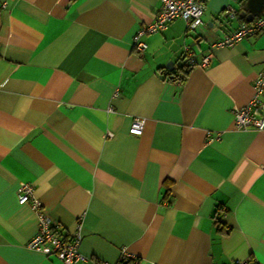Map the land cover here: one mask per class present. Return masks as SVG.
Returning a JSON list of instances; mask_svg holds the SVG:
<instances>
[{"label": "crops", "instance_id": "1", "mask_svg": "<svg viewBox=\"0 0 264 264\" xmlns=\"http://www.w3.org/2000/svg\"><path fill=\"white\" fill-rule=\"evenodd\" d=\"M245 2L205 0L137 53L160 0H0V264H63L32 244L41 214L74 264H264V128L234 125L264 29L212 46Z\"/></svg>", "mask_w": 264, "mask_h": 264}, {"label": "built area", "instance_id": "2", "mask_svg": "<svg viewBox=\"0 0 264 264\" xmlns=\"http://www.w3.org/2000/svg\"><path fill=\"white\" fill-rule=\"evenodd\" d=\"M205 0H160L161 6L155 18L149 24L141 27L134 35L132 48L135 52H142L146 44L140 37L145 34H153L163 31L168 24L175 18L185 20L187 27L194 29L202 24V11ZM230 9H225L229 12ZM264 29V13L255 17L248 24H241L232 33L224 36L222 39L215 41L212 46L223 47L231 46L236 42L255 33H259ZM208 57L202 59V63L206 64ZM234 125L236 129L254 128L260 130L264 128V68L260 70L253 82V95L251 99L242 107L234 110ZM143 128V120L135 118L129 127V133L140 135ZM31 185L28 183H20V194L18 195L19 203H25L31 196ZM35 205H38L36 199H33ZM39 219V232L34 237L32 244L38 246L43 241L51 242L57 250V256L63 261V264H74L85 257L79 250V238L73 239L71 242L63 243L53 229L54 223L51 219L41 214ZM128 255L123 254L119 262H126ZM235 264H246V261H235ZM103 264H109L104 262Z\"/></svg>", "mask_w": 264, "mask_h": 264}, {"label": "water", "instance_id": "3", "mask_svg": "<svg viewBox=\"0 0 264 264\" xmlns=\"http://www.w3.org/2000/svg\"><path fill=\"white\" fill-rule=\"evenodd\" d=\"M264 13V0H246L240 15L245 21L250 22L255 17H259ZM171 64L166 65L170 67Z\"/></svg>", "mask_w": 264, "mask_h": 264}, {"label": "trees", "instance_id": "4", "mask_svg": "<svg viewBox=\"0 0 264 264\" xmlns=\"http://www.w3.org/2000/svg\"><path fill=\"white\" fill-rule=\"evenodd\" d=\"M242 1H243V4H244L245 0H242ZM240 18H241V20H242V23H241V24H248V23H250V22L252 21V20H251L250 22H247V21H245V19H244L243 17H240ZM241 24H240V25H241ZM240 25H239V26H240ZM239 26H238V27H239ZM238 27H237V28H238ZM237 28H236V29H237ZM125 264H130V261L128 262V260H127V261L125 262Z\"/></svg>", "mask_w": 264, "mask_h": 264}]
</instances>
